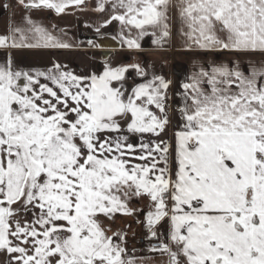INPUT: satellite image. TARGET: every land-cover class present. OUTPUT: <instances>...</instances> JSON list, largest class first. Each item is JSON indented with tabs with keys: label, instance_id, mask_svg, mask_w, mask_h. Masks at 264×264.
Instances as JSON below:
<instances>
[{
	"label": "snow or ice",
	"instance_id": "obj_1",
	"mask_svg": "<svg viewBox=\"0 0 264 264\" xmlns=\"http://www.w3.org/2000/svg\"><path fill=\"white\" fill-rule=\"evenodd\" d=\"M16 5L25 15L0 34L2 264H264V64H239L264 56V0H96L106 18L88 26L102 35L117 22L121 47L146 36L163 47L174 12L186 49L236 57L181 83L168 139L171 82L140 63L15 65L13 50L74 47L34 11L61 16L86 0ZM118 217H136L149 255L129 253Z\"/></svg>",
	"mask_w": 264,
	"mask_h": 264
},
{
	"label": "crops",
	"instance_id": "obj_2",
	"mask_svg": "<svg viewBox=\"0 0 264 264\" xmlns=\"http://www.w3.org/2000/svg\"><path fill=\"white\" fill-rule=\"evenodd\" d=\"M9 3L13 6V10H5L3 5ZM87 7L83 10H70L67 14L56 16L49 11H34L33 18L41 21L47 27L56 26L55 34L62 39L74 45L70 49H20L11 51V57L17 67L23 69H40L43 70L49 67L53 61L61 64H67L77 74H88L92 71H102L103 64L100 54V49L89 47L87 41L89 39L108 37L112 38L117 35L119 25L113 22L106 28L101 29L102 35H97L93 27L88 25L98 26L105 14L93 10L96 0H86ZM13 11L15 15H13ZM25 12L22 8L17 7L16 0H0V34H5L10 21L20 22ZM169 24L172 35L167 44L163 47L153 45L152 37L146 36L143 38L140 50H129L126 47L114 49L107 57L108 61L113 65H123L131 63H140L148 72L149 75L155 73L163 76L170 81L169 103L173 105L169 110L171 123L161 139H168L172 136L175 127L177 126L178 117L175 115V105L179 102L176 93L180 91V85L185 82L187 77L192 75L193 71H198L200 67H207L210 63H229L236 62V57L229 53H204L199 50H188L185 48L184 38L180 35V25L175 18V13L170 12ZM118 42L117 39H114ZM119 43V42H118ZM8 54L4 50H0V63L7 60ZM239 64L245 71L250 65L264 64V56L259 54L252 56H240ZM131 82L133 78L139 81L135 73H130ZM135 141V138H132ZM139 203L138 200H133ZM132 201V202H133ZM143 208L146 201L142 202ZM143 219V217H140ZM125 225L127 236L134 233L138 223L136 217L119 218L113 225V228ZM165 230V229H162ZM129 253L135 256H147V250L131 251ZM2 264V262H0ZM156 264H162V260L157 254Z\"/></svg>",
	"mask_w": 264,
	"mask_h": 264
},
{
	"label": "built area",
	"instance_id": "obj_3",
	"mask_svg": "<svg viewBox=\"0 0 264 264\" xmlns=\"http://www.w3.org/2000/svg\"><path fill=\"white\" fill-rule=\"evenodd\" d=\"M148 246V241L145 240V229L140 225L137 231L127 238V247L131 251H142L146 250Z\"/></svg>",
	"mask_w": 264,
	"mask_h": 264
},
{
	"label": "water",
	"instance_id": "obj_4",
	"mask_svg": "<svg viewBox=\"0 0 264 264\" xmlns=\"http://www.w3.org/2000/svg\"><path fill=\"white\" fill-rule=\"evenodd\" d=\"M97 44L100 45L102 58L108 57L110 53L119 47V43L112 38H95Z\"/></svg>",
	"mask_w": 264,
	"mask_h": 264
},
{
	"label": "rangeland",
	"instance_id": "obj_5",
	"mask_svg": "<svg viewBox=\"0 0 264 264\" xmlns=\"http://www.w3.org/2000/svg\"><path fill=\"white\" fill-rule=\"evenodd\" d=\"M144 200H138V202L139 203H135L134 201L131 203V206L132 207H134V208H137V209H140V208H143V202ZM119 218H125V217H118L117 219H116V222H117V220L119 219ZM125 225H123L122 227L121 226H119V224L116 226V227H114L113 229L115 230V229H124L125 230ZM3 259H4V257L2 256V255H0V262H3Z\"/></svg>",
	"mask_w": 264,
	"mask_h": 264
},
{
	"label": "flooded vegetation",
	"instance_id": "obj_6",
	"mask_svg": "<svg viewBox=\"0 0 264 264\" xmlns=\"http://www.w3.org/2000/svg\"><path fill=\"white\" fill-rule=\"evenodd\" d=\"M103 38H108V37H103ZM113 40H114V39H113ZM100 54H101V50H100ZM101 57H102V55H101ZM139 226H140V224H138V225L136 226V229H135L134 233L137 231V229H138Z\"/></svg>",
	"mask_w": 264,
	"mask_h": 264
},
{
	"label": "trees",
	"instance_id": "obj_7",
	"mask_svg": "<svg viewBox=\"0 0 264 264\" xmlns=\"http://www.w3.org/2000/svg\"><path fill=\"white\" fill-rule=\"evenodd\" d=\"M70 10H75V9H74V8H69L68 11H70ZM130 79H131V78H130V75H129V80H130ZM133 80H136V79L133 78ZM133 80H132V81H133ZM132 81H131V82H132ZM131 82H129V83H131Z\"/></svg>",
	"mask_w": 264,
	"mask_h": 264
}]
</instances>
